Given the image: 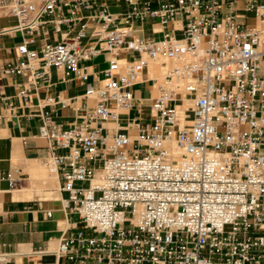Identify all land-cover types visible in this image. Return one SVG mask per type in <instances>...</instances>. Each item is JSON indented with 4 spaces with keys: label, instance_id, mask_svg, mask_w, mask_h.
<instances>
[{
    "label": "built area",
    "instance_id": "2783aa9c",
    "mask_svg": "<svg viewBox=\"0 0 264 264\" xmlns=\"http://www.w3.org/2000/svg\"><path fill=\"white\" fill-rule=\"evenodd\" d=\"M126 1L113 13L100 0H0V17L17 20L0 34L24 35L0 80L25 76L26 103L51 67L86 85L68 127L41 114L46 166L80 223L49 264H264V0ZM148 18L161 37L140 35ZM90 21L100 44L85 42ZM103 51L96 84L81 62ZM146 72L149 116L134 92ZM19 171L0 178L16 188ZM13 255L0 251V264H38Z\"/></svg>",
    "mask_w": 264,
    "mask_h": 264
},
{
    "label": "crops",
    "instance_id": "0c3cea01",
    "mask_svg": "<svg viewBox=\"0 0 264 264\" xmlns=\"http://www.w3.org/2000/svg\"><path fill=\"white\" fill-rule=\"evenodd\" d=\"M105 1L111 12H125L129 5L126 0ZM152 5H159L153 0ZM92 10H85L90 14ZM157 19L148 18L138 22L140 35L144 37H161L163 33L154 32L152 24ZM17 24L14 17L1 16L0 28ZM95 22L90 21L85 42L100 44L98 37L93 34ZM157 26V24L155 25ZM31 45L37 49L45 40L42 33L35 34ZM24 42L21 31L0 34V64L12 59L17 52V46ZM129 55V54H124ZM110 53L103 51L89 60L81 62L90 72L89 81L101 84L103 71L109 66ZM51 82L49 86L42 85L33 95L31 102L26 103L17 95V82L25 81L26 77L3 75L0 80V174L19 169L17 177L22 181L16 188H11L7 179L0 178V251L14 254L12 259L24 263L49 264L56 260L54 254L63 234L80 225L78 215L66 210L63 198L66 192L59 189V198H48L46 193L51 187H41V177L46 174L44 165L49 156L47 140L40 136L39 125L41 114L50 113L53 120L62 127H68L75 120V112L70 101L84 94L86 85L78 78L66 79L63 73L55 67L50 68ZM144 81L134 86L137 98H145L144 112H148L150 98L154 95L152 82L144 74ZM48 98H53L48 101ZM12 103L13 111L6 113V106ZM136 115V110L130 112ZM125 114L121 123L124 124ZM149 123L144 121V125ZM39 174V175H38ZM59 182V177H56ZM32 188V198L16 197V191ZM42 191V194L37 192ZM52 189H54L52 187ZM49 212L52 216H49ZM50 249V250H49ZM52 249V250H51ZM48 250V251H47Z\"/></svg>",
    "mask_w": 264,
    "mask_h": 264
},
{
    "label": "rangeland",
    "instance_id": "374dc122",
    "mask_svg": "<svg viewBox=\"0 0 264 264\" xmlns=\"http://www.w3.org/2000/svg\"><path fill=\"white\" fill-rule=\"evenodd\" d=\"M255 20H253V19H250L249 20V22L250 23H252V22H254ZM129 57L130 58H132L133 57V55L132 54H130L129 55ZM153 69H157L158 70V68H157V66H154V67H152ZM161 71H160V69L158 70V72L157 73H160ZM145 113V116H148V112H144ZM44 170H45V172H46V174H44L42 177H41V180H42V182H43V184H41V187H51V189L50 190H52V191H55L53 194H50L49 193V191L46 193V196L47 197H52L53 199L55 198V197H60V193L58 192V184H51V181L53 180V173H51L50 172V170L48 169V167L46 166V165H44ZM44 178V179H43ZM85 184H87V183H85ZM52 187L54 188V189H52ZM37 192L39 193V194H42V191L41 190H39V189H37Z\"/></svg>",
    "mask_w": 264,
    "mask_h": 264
},
{
    "label": "bare ground",
    "instance_id": "6f19581e",
    "mask_svg": "<svg viewBox=\"0 0 264 264\" xmlns=\"http://www.w3.org/2000/svg\"><path fill=\"white\" fill-rule=\"evenodd\" d=\"M177 34L180 35L181 32L177 31ZM155 72H158L157 69H153ZM161 73V72H160ZM39 175V174H38ZM53 180L51 181V184H58L59 182H57V175L55 173H53ZM44 179V178H43ZM55 191L50 190L49 193L53 194ZM34 196V191L32 190V188H23L19 191H16V197H23V198H32ZM48 198H52V197H48ZM55 198H59V197H55ZM54 198V199H55ZM50 250V249H49ZM52 250V249H51ZM48 251V250H47Z\"/></svg>",
    "mask_w": 264,
    "mask_h": 264
}]
</instances>
